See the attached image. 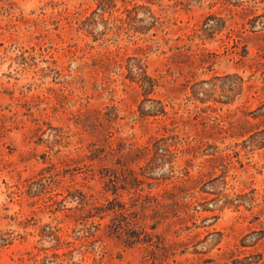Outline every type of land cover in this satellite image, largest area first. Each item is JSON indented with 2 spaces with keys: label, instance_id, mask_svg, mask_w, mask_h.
<instances>
[{
  "label": "rangeland",
  "instance_id": "obj_1",
  "mask_svg": "<svg viewBox=\"0 0 264 264\" xmlns=\"http://www.w3.org/2000/svg\"><path fill=\"white\" fill-rule=\"evenodd\" d=\"M0 264H264V0H0Z\"/></svg>",
  "mask_w": 264,
  "mask_h": 264
}]
</instances>
